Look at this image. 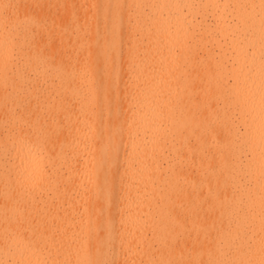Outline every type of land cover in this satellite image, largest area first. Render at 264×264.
I'll return each mask as SVG.
<instances>
[{
  "label": "bare ground",
  "instance_id": "1",
  "mask_svg": "<svg viewBox=\"0 0 264 264\" xmlns=\"http://www.w3.org/2000/svg\"><path fill=\"white\" fill-rule=\"evenodd\" d=\"M0 264H264V0H0Z\"/></svg>",
  "mask_w": 264,
  "mask_h": 264
}]
</instances>
